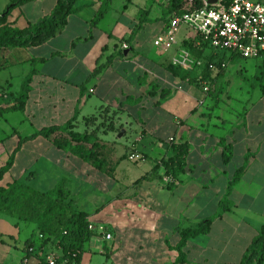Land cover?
Instances as JSON below:
<instances>
[{"label":"crops","instance_id":"1","mask_svg":"<svg viewBox=\"0 0 264 264\" xmlns=\"http://www.w3.org/2000/svg\"><path fill=\"white\" fill-rule=\"evenodd\" d=\"M10 1L0 0V13ZM162 1L77 0L78 10L45 42L0 48V107L15 102L21 83L36 70L24 108L0 115V167L12 156L0 184L18 179L44 192L67 180L70 197L88 214L95 231L83 245L78 264H173L181 230L197 227L218 211L228 180L247 153L252 155L228 197L230 209L215 217L206 233L186 239L180 249L184 261L176 264H240L264 225V95L259 87L254 100L246 95L224 98L218 92L228 65L238 58H227L211 85L217 89L212 94L203 91V84L189 81L200 77L207 53L196 56L189 50L200 64L188 70L171 63L186 48L185 28L173 48L150 53L144 64H127L140 54L135 38L145 25H157L155 37L163 29ZM56 2H25L8 20L24 28L49 14ZM104 8L103 16L91 24ZM120 31L122 36L116 34ZM122 43L127 47L121 49ZM100 64H105L101 71L89 78ZM258 65L244 59L239 68L255 74ZM171 66L189 76L174 74ZM117 67L122 74L115 75ZM131 71L142 86L139 96L125 87ZM163 89L169 93L161 97ZM143 97L151 109L142 104ZM91 116L97 120L86 123ZM73 118L78 132H90L100 121L113 122V129L101 126L97 132L94 163L58 148L54 135L29 138ZM221 138L233 150L226 164ZM182 142L188 144L184 171L166 184L163 167L152 169L171 155L172 143ZM131 153L136 157L129 158ZM36 231L35 223L0 213V264H39L35 256L25 258L24 242Z\"/></svg>","mask_w":264,"mask_h":264},{"label":"trees","instance_id":"2","mask_svg":"<svg viewBox=\"0 0 264 264\" xmlns=\"http://www.w3.org/2000/svg\"><path fill=\"white\" fill-rule=\"evenodd\" d=\"M33 0H11L3 11L0 13V48L8 46L27 47L38 45L50 37L55 35L67 22V17L75 13L78 8L75 7L77 0H57L52 11L41 17L35 23H28L26 27L19 28L13 25L8 20L11 11L25 2ZM182 0H168L164 3L163 19L165 21L166 15L172 10L178 8ZM105 8L99 10L91 24H95L102 16ZM183 45L186 46L194 55L201 56L202 52L197 50L190 40H183ZM121 53V52H120ZM234 57V56H232ZM111 58L107 62H110ZM98 63V60H97ZM209 63H213L214 67L210 68ZM220 62L214 61L213 57H208L206 64L201 72L199 78H189L190 83L193 84H207V94H212V84L218 77L220 71ZM105 64L97 65L91 72L90 77L96 76ZM174 74L181 75L182 78L189 76L188 72L179 71L171 66ZM34 67L30 73L25 77L21 83L19 93L15 98V102L6 107H0V115L5 111L22 110L29 91V82L31 76L35 73ZM218 71L216 75L212 72ZM255 77L259 83V89L264 95V65L260 63L257 67ZM156 92H152L155 95ZM169 93L168 89L160 91V96L164 97ZM75 118L69 120L63 125H51L44 127L34 134L29 136L33 138L37 135L44 137H52V142L58 148L66 151L76 152L82 158L94 163L98 160V153L95 149L97 142V132L101 126H104V121L98 123L90 132H78L73 130L71 123ZM97 120V116L87 118L86 123ZM113 122H109L104 130L113 129ZM222 145V161L228 163L232 158V146L225 142L224 138L220 140ZM188 153V144L172 143L171 155L167 159H163L160 163L155 164L153 172L160 166L163 167L164 174L172 177L184 171L186 165V155ZM251 153L245 155L244 163L235 169L232 177L228 180L226 192L219 201L218 211L199 222L195 228H187L181 230V239L176 246L179 251V257L173 264L183 262L184 257L180 250L186 239L190 236H195L200 233H206L209 230L211 221L220 216L224 211L230 209L232 202L228 198L233 185L238 181L241 174L246 168L247 160ZM12 164V156L7 163L0 167V182L4 174L9 170ZM39 198L43 202L44 207L40 210L34 205V200ZM0 213L9 214L17 220L33 222L36 224V233L25 240V258L28 256H35L39 260V264H45L43 253L49 251H56L60 257L58 259H67L70 262L78 264L83 250V245L95 235L93 228H89L88 214L85 211L79 210L70 197V191L66 179H61L52 188L42 192L35 190L23 181L13 179L5 184H0ZM240 264H264V225L258 230L256 235L252 238L249 246L246 248Z\"/></svg>","mask_w":264,"mask_h":264},{"label":"built area","instance_id":"3","mask_svg":"<svg viewBox=\"0 0 264 264\" xmlns=\"http://www.w3.org/2000/svg\"><path fill=\"white\" fill-rule=\"evenodd\" d=\"M206 1L182 0L178 8L166 15L163 29L153 39V44L167 51L175 46L180 30L185 28L184 40L192 41L197 50L219 61L220 68H225L227 58L232 56L254 59L264 65V0H217L212 5ZM126 47V43L121 44V49ZM171 63L186 70L200 64L184 47ZM209 67L214 64L209 63ZM202 89L206 92L207 84L204 83ZM133 157L136 155L131 153L129 158ZM173 180L168 175L164 177L166 184ZM89 228H92L90 224ZM105 237L111 238L110 234ZM42 255L45 264H77L58 259L60 255L56 251Z\"/></svg>","mask_w":264,"mask_h":264},{"label":"rangeland","instance_id":"4","mask_svg":"<svg viewBox=\"0 0 264 264\" xmlns=\"http://www.w3.org/2000/svg\"><path fill=\"white\" fill-rule=\"evenodd\" d=\"M137 15H139V14H137ZM35 22H29V23H35ZM116 30L117 29H115V31ZM157 30H158L157 25H145L139 31V35L135 38V40L140 45L139 49H138V51H140V54H136V56L130 60V63H128L127 61H124V62H127V64H130L131 67L133 65L136 66L139 63L144 64L147 62V59H148V56L150 55V53L159 51L160 48L153 45V39L156 35ZM123 33H124L123 31L116 32V34H118L120 36H122ZM237 58H238L237 61L232 62L228 65L225 74L222 76V79H223L222 80V83H223L222 90L221 91L218 90V92H220L222 97H224V98L227 97L228 95H232V96L233 95L234 96L246 95L248 97H251L253 100L257 99V96L259 94L258 89H257V87H259V83L257 81V78L255 77V74L251 73L248 70L240 71L239 65L241 62H243L244 59H242L240 57H237ZM251 60H254V59H251ZM118 74H122V70L120 67H117L115 69V75H118ZM135 76H136V73L134 71H131L129 73L128 81H127V83H125V87H126V89L131 87L132 91H134L135 95L139 96L141 93L140 89H142V86H138L136 84V82L134 80ZM166 77L170 79L168 74L166 75ZM216 90H217L216 88H214V87L212 88V92H215ZM141 102L143 105H146L148 107V109H151L150 106H148V104H146L144 97L141 100ZM107 116L109 117V115H107ZM100 122H102V121H100ZM109 122H112V120ZM94 124L96 126L98 123H94ZM104 126H107V124L104 123ZM168 127L169 126L167 123L165 128L167 129ZM17 171H18V168L15 167L11 173L16 174ZM34 202L36 204V205H34L35 208L37 206L38 209L41 210L44 207L43 202H41L39 198L35 199ZM50 248H47V251H49Z\"/></svg>","mask_w":264,"mask_h":264},{"label":"water","instance_id":"5","mask_svg":"<svg viewBox=\"0 0 264 264\" xmlns=\"http://www.w3.org/2000/svg\"><path fill=\"white\" fill-rule=\"evenodd\" d=\"M206 2H207V4L212 5V4L216 3L217 0H207ZM128 50H129V49H125V50H123V53L126 55L127 52H128ZM121 134H122V131L118 134V136H121Z\"/></svg>","mask_w":264,"mask_h":264}]
</instances>
